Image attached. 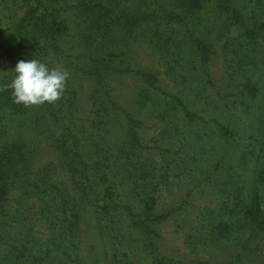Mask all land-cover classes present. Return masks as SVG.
Returning a JSON list of instances; mask_svg holds the SVG:
<instances>
[{"label":"trees","instance_id":"obj_1","mask_svg":"<svg viewBox=\"0 0 264 264\" xmlns=\"http://www.w3.org/2000/svg\"><path fill=\"white\" fill-rule=\"evenodd\" d=\"M44 1L57 2L53 4L59 9L44 15L42 2L40 8L28 6L23 34H30L32 41L26 52L6 51L0 89L15 78L20 60L36 55L37 60L53 66V57L62 52L58 39L70 31L60 12L71 11L82 18L89 30L86 44L93 39L115 48L121 45L118 55L95 48L87 53L91 67H74L96 80L88 93L98 92L99 111L88 124L97 135L107 133L104 120L108 116L123 119L122 140H116L113 149L124 189L108 181L109 163L101 156L102 141L93 144L89 128L85 135L58 120L64 96L53 104L25 107L14 103L12 89L6 88L0 91V224L10 215L8 184L18 169H30L26 171L38 182L49 179L38 166L29 164L42 141L51 151L54 168L65 172L66 185L86 209L78 214L69 208L66 218L70 231L78 229L82 236L87 235L89 210L95 229L92 239L104 249L121 246L120 228L128 229L152 264H180L162 248V224L184 207L187 191L182 196L175 194L177 185L171 186L168 179L173 161H167L163 152L170 154L174 147L179 152L186 146L185 133L171 131L185 121L191 127L189 139L209 145L208 161L212 162L208 174L203 172L207 167L195 158L188 170L211 180L216 195L220 194L217 208L206 206L201 211L205 236L224 239L231 231L232 214H239L252 228L264 232V18L239 0H158L153 5L143 0ZM139 24L152 47L151 62L162 66L163 73L144 66L135 68L133 53L126 54L123 43L131 44ZM133 73L141 85L130 99L121 82ZM161 74L183 86L189 78H196L197 83L172 92ZM108 76L116 78L114 87L103 82ZM208 87L210 94H206ZM24 118L34 123L38 139L31 143L11 123ZM147 118L163 122L151 139L147 137ZM165 139L174 146L161 147ZM232 198L237 204L230 207ZM63 204L70 206L68 201ZM33 214L47 217L43 207ZM53 223L58 221L53 218ZM3 235L1 232L0 237ZM7 243L0 240V246Z\"/></svg>","mask_w":264,"mask_h":264},{"label":"rangeland","instance_id":"obj_2","mask_svg":"<svg viewBox=\"0 0 264 264\" xmlns=\"http://www.w3.org/2000/svg\"><path fill=\"white\" fill-rule=\"evenodd\" d=\"M143 1L153 5L158 0ZM242 1L246 2L249 9L257 11V14L264 18V0H239V3ZM39 2L45 6L41 7ZM53 3L57 2L0 0V70L6 51L17 49L23 53L29 48L28 42L32 41V37L30 34L26 37L23 34L24 26H27L26 9L28 6L41 7L42 14L50 15L59 9ZM60 15L66 19L70 31L58 39L62 52L56 53L58 55L53 57V66L48 67L59 65L70 73V78L58 120L73 131H79L85 135V129L89 128L92 132L90 138H92L93 144L95 140L102 141L101 156L109 163L108 181L116 182L118 185L116 187L122 190L124 184L121 183V173L117 169L119 161H115L113 144L116 140H122L123 119L117 115L108 116L104 120L107 133L103 137L97 135V130L92 129L88 124L89 119L95 118L99 111L97 108L98 92L95 90L92 96H90L91 93H88L91 86L95 85L96 80L87 78L74 67H91L92 62L87 57V53L95 48H99L105 53L110 52L118 55L121 45L115 48L107 43H98L93 39L90 44H86L89 30L84 28L82 18L71 11L60 12ZM124 44L127 56L133 53L135 68L144 66L159 70L160 73L164 72L162 66L151 62L152 47L144 36L142 24H139L134 30L131 44ZM111 48H114L115 51L109 50ZM33 58L37 59V56L33 55ZM124 67L120 66L119 68ZM217 74H220L219 70ZM161 76L165 77L164 74ZM125 79L126 82L122 81L121 86H124L131 99L141 83L134 73L128 74ZM165 79L172 92L186 89V86L193 87L197 83L196 78L185 80L184 86L183 83L179 84L169 77H165ZM116 81V78L108 76L103 82L114 87ZM211 92L212 90L208 87L206 94ZM92 102L94 103L92 104ZM145 121L149 127L147 137L151 139L156 131L158 132L163 127V122L150 118ZM11 123L15 131L22 135L26 142L31 143L34 138H37L33 128L34 123L29 118L14 119ZM177 127L175 130L172 128L171 131H175L179 135L185 133L187 136L186 146L182 147L179 152L174 147L172 153L163 152V154L167 161H173L170 164L172 167L169 173L171 178H168L170 185L173 184V187L175 184L177 185L174 189L177 195L181 193L182 196L187 191V203L162 224L161 245L163 250L169 251V255L180 261V264H264V232L252 228L239 214L225 215V217L230 215L229 222L232 223V226L231 231L224 236V239L205 236L201 227V211L206 206L217 208L220 194L216 195V188L212 185L211 180L202 178L205 176L188 169H191V164L194 165L193 158H195L201 162L200 165L203 164L207 167L203 172L208 174L212 168V162L208 161L209 145L203 140L193 142L192 139H189L191 127L188 122L180 121ZM159 145L164 148L174 146L169 139H165ZM33 155L34 152L29 164L38 166L42 174L47 175L49 179L38 182L32 174H28L27 171L30 169L25 168L18 169L14 177L10 178L6 201L7 211L10 215L0 224V233L4 234L0 240L9 243L0 246V264H152L150 256L132 237L133 231L128 229L123 231L120 228L121 246L104 249L100 244L95 243L92 239L95 229L92 226L93 219L89 210L86 211L87 223L91 224L86 228L88 236L85 234L82 236V232L78 229L70 231L66 218L69 208L71 207L75 213H82L83 203L77 193L66 185L68 178L65 172L60 167L54 168L51 163L54 161L53 156L44 142L39 143L37 154L34 157ZM185 170L188 171L184 172ZM65 201H68L70 206H64ZM236 204L237 200L234 198L229 201L230 207ZM40 207L44 208L46 218L33 214ZM53 218L58 223H53ZM2 247H5V250H2ZM3 258L9 259V261H1ZM17 258L19 259L14 260Z\"/></svg>","mask_w":264,"mask_h":264},{"label":"clouds","instance_id":"obj_3","mask_svg":"<svg viewBox=\"0 0 264 264\" xmlns=\"http://www.w3.org/2000/svg\"><path fill=\"white\" fill-rule=\"evenodd\" d=\"M14 71L16 76L5 89H12L14 103L25 107L58 102L64 96L70 78V73L61 66L49 68L37 59L20 60Z\"/></svg>","mask_w":264,"mask_h":264}]
</instances>
